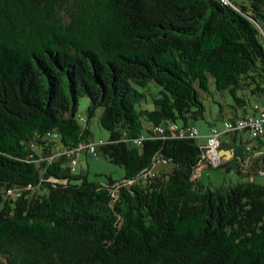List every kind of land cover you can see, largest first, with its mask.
Segmentation results:
<instances>
[{"label": "trees", "instance_id": "obj_1", "mask_svg": "<svg viewBox=\"0 0 264 264\" xmlns=\"http://www.w3.org/2000/svg\"><path fill=\"white\" fill-rule=\"evenodd\" d=\"M245 2L0 0V264H264V183L194 176L200 93L231 97L223 130L264 111V0ZM98 111L121 183L71 171Z\"/></svg>", "mask_w": 264, "mask_h": 264}, {"label": "rangeland", "instance_id": "obj_2", "mask_svg": "<svg viewBox=\"0 0 264 264\" xmlns=\"http://www.w3.org/2000/svg\"><path fill=\"white\" fill-rule=\"evenodd\" d=\"M237 5H245L247 3L245 0H233ZM160 88L155 86L154 84H149L145 89L147 93V102L148 105L151 106L152 99L149 96H157ZM142 91V90H140ZM201 102L205 108V114L202 119L196 121L193 125L197 128L199 132V137L196 142L199 146H204L207 140V135L210 131L211 127H215L218 130H223V120L230 119L232 117L231 109L229 108L232 105V99L229 95L225 93H218L214 86L210 84L209 91L207 93H200ZM223 106L222 114H220V107L217 103ZM88 106L87 98H81L77 108V115L86 119V108ZM101 111H98L96 115L88 122V129L90 131V140L89 142L92 144H97L100 141L106 143L109 139V133L102 129L99 125V116ZM181 126V123H179ZM242 138L243 142H250L252 140L249 139L248 135L245 133H241L238 135V138ZM264 142V138H262ZM235 146H237V155L238 161L240 158L247 159L245 154L246 150L242 145L239 144V140H237ZM261 151L264 153V145L261 146ZM248 162V159H247ZM235 163L233 162V166L231 167L229 164L225 167L220 168H204L200 170V173L196 174L195 177L197 181L205 187H210L211 189H219L221 187L234 185L236 183H240L242 181L241 175L237 174V167H235ZM244 168L252 173L254 170V164L251 163L250 166L245 164V167L239 162L238 167ZM152 171L155 173L168 172L170 170V166L160 161H157L152 166ZM241 172V171H240ZM75 174H85L87 180L91 183L97 184H106L109 179L114 181L115 183H121L124 180V170L121 167L115 166L111 164L106 158L96 153L95 156L87 153L81 152L78 156V163L75 167ZM251 181L254 183L263 184L264 176L260 174H251ZM6 194V193H5Z\"/></svg>", "mask_w": 264, "mask_h": 264}, {"label": "built area", "instance_id": "obj_3", "mask_svg": "<svg viewBox=\"0 0 264 264\" xmlns=\"http://www.w3.org/2000/svg\"><path fill=\"white\" fill-rule=\"evenodd\" d=\"M227 4V0H223ZM258 110V107H255ZM81 121H84L82 117L79 118ZM236 130H247L250 138H258L264 136V111H259L255 116H247L245 118H241L235 121V123H224V131L226 133H232ZM197 130L195 128H191L188 131V136L190 138H194L197 136ZM220 133L217 130H212L211 135L208 137L204 151L205 154L203 156V164L198 166L200 167H216L219 166L221 161L218 157V152L220 149ZM102 145L100 141L97 144H92L87 147L88 153L95 156L96 155V147ZM68 157H71L67 155ZM78 163L77 158L71 159V171H75V167ZM199 171V170H198ZM195 176V175H194Z\"/></svg>", "mask_w": 264, "mask_h": 264}, {"label": "crops", "instance_id": "obj_4", "mask_svg": "<svg viewBox=\"0 0 264 264\" xmlns=\"http://www.w3.org/2000/svg\"><path fill=\"white\" fill-rule=\"evenodd\" d=\"M262 108L264 110V105ZM209 134L210 133H208L207 137L210 136ZM239 134H241V133L234 135L232 133H226L224 130L221 131L219 138H220V144H222L223 146L221 147V145H220V149L218 152V157L221 161L220 164H226V163L230 162L235 157L233 162L235 163V165H237L236 167H238L239 162L242 165V167H245V164L248 166H250L251 163L254 164V167H253L254 170L252 171V173H249L248 170L241 168L239 166L238 169H240L242 173H246V174L249 173V175L260 174V175L264 176V160L261 157L263 152L256 151V152L252 153L249 150V148L251 147V144L247 145V147L245 149L246 150L245 154L247 156L248 162H247V159L245 160L244 158H240V161H238V155L236 156V151L238 148H237V146H235V144H236L237 140H239L240 145L245 144V142H243V139L241 137L238 138ZM204 168H209V167H205V166L200 167V169H204Z\"/></svg>", "mask_w": 264, "mask_h": 264}, {"label": "water", "instance_id": "obj_5", "mask_svg": "<svg viewBox=\"0 0 264 264\" xmlns=\"http://www.w3.org/2000/svg\"><path fill=\"white\" fill-rule=\"evenodd\" d=\"M197 173L199 174V172H196L195 175H196Z\"/></svg>", "mask_w": 264, "mask_h": 264}, {"label": "bare ground", "instance_id": "obj_6", "mask_svg": "<svg viewBox=\"0 0 264 264\" xmlns=\"http://www.w3.org/2000/svg\"><path fill=\"white\" fill-rule=\"evenodd\" d=\"M225 3V2H224ZM226 4V3H225Z\"/></svg>", "mask_w": 264, "mask_h": 264}]
</instances>
